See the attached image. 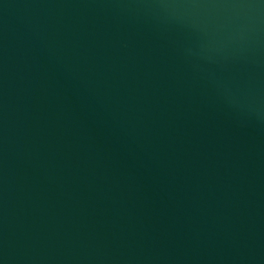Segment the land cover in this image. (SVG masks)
Here are the masks:
<instances>
[{"label": "water", "instance_id": "obj_1", "mask_svg": "<svg viewBox=\"0 0 264 264\" xmlns=\"http://www.w3.org/2000/svg\"><path fill=\"white\" fill-rule=\"evenodd\" d=\"M0 264H264V0H0Z\"/></svg>", "mask_w": 264, "mask_h": 264}]
</instances>
